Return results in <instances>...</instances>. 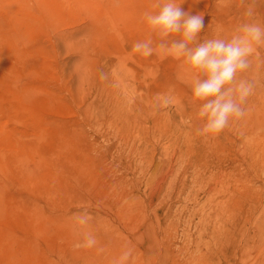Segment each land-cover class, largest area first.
I'll return each instance as SVG.
<instances>
[{"label":"rangeland","instance_id":"374dc122","mask_svg":"<svg viewBox=\"0 0 264 264\" xmlns=\"http://www.w3.org/2000/svg\"><path fill=\"white\" fill-rule=\"evenodd\" d=\"M163 2L0 0V264H264V44L245 115L202 134ZM178 2L196 44L264 27V0Z\"/></svg>","mask_w":264,"mask_h":264},{"label":"clouds","instance_id":"9594fccd","mask_svg":"<svg viewBox=\"0 0 264 264\" xmlns=\"http://www.w3.org/2000/svg\"><path fill=\"white\" fill-rule=\"evenodd\" d=\"M178 0H165L155 14L146 13L150 29L161 38L160 47L175 58H184L190 70L198 71L203 78H197L192 88L193 98L202 102L198 115L205 120L202 134H218L229 126L233 119L245 115L243 104L253 92V83L241 79L236 82L237 73L250 67L248 59L256 46L264 44V27L259 23L241 24L231 39L211 38L196 44L198 34L204 27L202 15H191L183 11ZM246 15H254L250 6ZM179 35L181 38H167ZM195 45L191 47L190 45ZM136 51L144 55L153 51L150 42H138ZM170 101L165 99L167 105ZM94 243L92 238L88 244Z\"/></svg>","mask_w":264,"mask_h":264}]
</instances>
